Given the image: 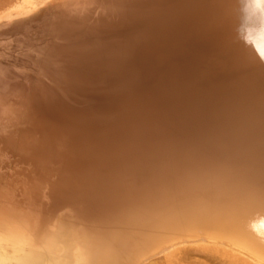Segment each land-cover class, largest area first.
Wrapping results in <instances>:
<instances>
[{
  "label": "bare ground",
  "instance_id": "bare-ground-1",
  "mask_svg": "<svg viewBox=\"0 0 264 264\" xmlns=\"http://www.w3.org/2000/svg\"><path fill=\"white\" fill-rule=\"evenodd\" d=\"M21 2L0 18L32 14L0 78V264H264L250 0Z\"/></svg>",
  "mask_w": 264,
  "mask_h": 264
},
{
  "label": "rangeland",
  "instance_id": "rangeland-1",
  "mask_svg": "<svg viewBox=\"0 0 264 264\" xmlns=\"http://www.w3.org/2000/svg\"><path fill=\"white\" fill-rule=\"evenodd\" d=\"M21 1L22 0H4V5H3L4 8L2 11H0V18H1V15L5 13V12L3 13V11L7 12L8 8L11 9V8H13V6L15 7V6L20 5L22 3ZM31 17H32V14L30 16L24 17L23 19L20 18V19L14 20L13 23H10L8 25L6 24V23H8V19L6 20L5 18H3L2 20H0V75H1L0 78H2V79L7 77L8 72L11 73L15 70L22 69L21 66L23 64L27 63V61H28L26 59L27 58L26 53H25L26 51L24 50L26 47L22 43V40H25V39H23L22 37L25 36L24 32H26V34H27L26 27H28V25H29V23L27 24L25 22H29L30 19H32ZM2 26H3V28H2ZM15 26H17V28ZM24 59H26V60H24ZM7 70H8V72H7ZM199 255H201V256H199ZM189 257H190V259H189ZM208 257L209 256H207L203 253L197 252L195 250H190V251H188V253L185 256V261L187 262V264H200V263H202V264L203 263H205V264L212 263L213 264L215 262V259H213L212 257H209V258Z\"/></svg>",
  "mask_w": 264,
  "mask_h": 264
},
{
  "label": "clouds",
  "instance_id": "clouds-1",
  "mask_svg": "<svg viewBox=\"0 0 264 264\" xmlns=\"http://www.w3.org/2000/svg\"><path fill=\"white\" fill-rule=\"evenodd\" d=\"M250 6L254 13H259L264 17V0H250Z\"/></svg>",
  "mask_w": 264,
  "mask_h": 264
},
{
  "label": "crops",
  "instance_id": "crops-1",
  "mask_svg": "<svg viewBox=\"0 0 264 264\" xmlns=\"http://www.w3.org/2000/svg\"><path fill=\"white\" fill-rule=\"evenodd\" d=\"M4 0H0V11H2L3 10V8H4Z\"/></svg>",
  "mask_w": 264,
  "mask_h": 264
}]
</instances>
